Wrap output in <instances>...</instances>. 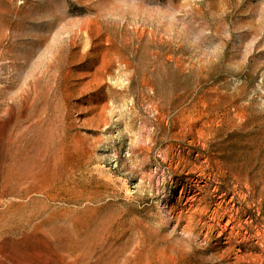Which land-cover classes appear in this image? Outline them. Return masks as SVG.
<instances>
[{
    "label": "rangeland",
    "instance_id": "1",
    "mask_svg": "<svg viewBox=\"0 0 264 264\" xmlns=\"http://www.w3.org/2000/svg\"><path fill=\"white\" fill-rule=\"evenodd\" d=\"M0 264H264V0H0Z\"/></svg>",
    "mask_w": 264,
    "mask_h": 264
}]
</instances>
